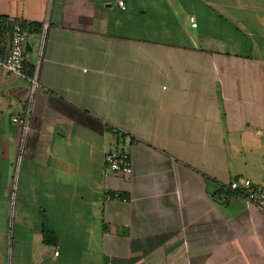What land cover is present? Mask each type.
I'll return each instance as SVG.
<instances>
[{
    "label": "crops",
    "instance_id": "1",
    "mask_svg": "<svg viewBox=\"0 0 264 264\" xmlns=\"http://www.w3.org/2000/svg\"><path fill=\"white\" fill-rule=\"evenodd\" d=\"M119 1L0 0V264H264V0Z\"/></svg>",
    "mask_w": 264,
    "mask_h": 264
},
{
    "label": "built area",
    "instance_id": "2",
    "mask_svg": "<svg viewBox=\"0 0 264 264\" xmlns=\"http://www.w3.org/2000/svg\"><path fill=\"white\" fill-rule=\"evenodd\" d=\"M119 4L122 8H126L125 2L120 0ZM193 26H196L194 17H191ZM48 28V22L44 23V32L42 38L45 37L46 29ZM29 33L21 23H17L14 26L11 48L3 59L0 56V66L6 68L9 72L24 76L25 60L27 54V48L29 44ZM14 123L19 126L23 132V139L29 125V113L16 115L13 117ZM105 165L108 170L114 174H131L133 172L132 162L128 151L123 149H111L106 152L104 157ZM232 191H237L242 194L249 202L257 205L262 211H264V186L254 183L251 179L246 178L241 182L233 181L230 184ZM107 200L122 199L127 201V198L122 197L119 192H107L105 195ZM59 251L55 253L58 254Z\"/></svg>",
    "mask_w": 264,
    "mask_h": 264
},
{
    "label": "trees",
    "instance_id": "3",
    "mask_svg": "<svg viewBox=\"0 0 264 264\" xmlns=\"http://www.w3.org/2000/svg\"><path fill=\"white\" fill-rule=\"evenodd\" d=\"M38 29V28H37ZM45 240L47 241V242H50L51 241V239H53V238H55V235H54V233L53 232H51L50 230H46L45 231Z\"/></svg>",
    "mask_w": 264,
    "mask_h": 264
}]
</instances>
